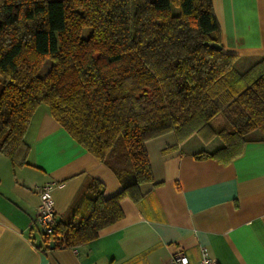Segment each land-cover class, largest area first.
<instances>
[{
	"label": "trees",
	"instance_id": "trees-1",
	"mask_svg": "<svg viewBox=\"0 0 264 264\" xmlns=\"http://www.w3.org/2000/svg\"><path fill=\"white\" fill-rule=\"evenodd\" d=\"M209 44L221 47L212 0H0V154L26 164L24 137L45 105L94 159L131 172L108 199L92 182L45 243L86 245L119 222L120 201L153 184L146 143L161 135H196L205 148L194 157L223 165L251 134L264 139V58L239 74L236 56ZM218 115L230 129L210 126Z\"/></svg>",
	"mask_w": 264,
	"mask_h": 264
},
{
	"label": "crops",
	"instance_id": "crops-1",
	"mask_svg": "<svg viewBox=\"0 0 264 264\" xmlns=\"http://www.w3.org/2000/svg\"><path fill=\"white\" fill-rule=\"evenodd\" d=\"M212 9L222 51L236 56L234 68L243 74L264 58V0H212ZM24 142L23 166L0 154V264H167L177 252L198 264L200 246L216 264H264V139L258 133L226 165L196 159L205 148L196 135L180 143L166 133L147 142L156 186H140L137 203L122 199L123 218L95 240L65 249L52 248L31 225L38 189L57 184L51 192L55 220L66 223L92 182L103 185L108 199L131 181V172L94 159L47 106L34 113Z\"/></svg>",
	"mask_w": 264,
	"mask_h": 264
},
{
	"label": "built area",
	"instance_id": "built-area-1",
	"mask_svg": "<svg viewBox=\"0 0 264 264\" xmlns=\"http://www.w3.org/2000/svg\"><path fill=\"white\" fill-rule=\"evenodd\" d=\"M56 186V183L50 182L38 189L39 203L31 223L43 236L47 237L53 235L56 225L55 212L51 202V192ZM167 264H189V261L182 253L177 252L167 260ZM198 264H216L207 247H199Z\"/></svg>",
	"mask_w": 264,
	"mask_h": 264
},
{
	"label": "rangeland",
	"instance_id": "rangeland-1",
	"mask_svg": "<svg viewBox=\"0 0 264 264\" xmlns=\"http://www.w3.org/2000/svg\"><path fill=\"white\" fill-rule=\"evenodd\" d=\"M48 67H49V61H46L42 66L41 72L45 71V69H47ZM41 106H44L46 108L45 105H41ZM210 126L215 130L230 129L228 122L226 121L225 117L222 115H218L217 117H215V119L210 123Z\"/></svg>",
	"mask_w": 264,
	"mask_h": 264
},
{
	"label": "water",
	"instance_id": "water-1",
	"mask_svg": "<svg viewBox=\"0 0 264 264\" xmlns=\"http://www.w3.org/2000/svg\"><path fill=\"white\" fill-rule=\"evenodd\" d=\"M210 47L215 48L216 50L220 51L221 47L216 44H209ZM50 246H52V243H50Z\"/></svg>",
	"mask_w": 264,
	"mask_h": 264
}]
</instances>
